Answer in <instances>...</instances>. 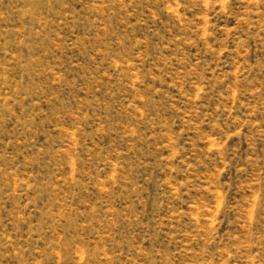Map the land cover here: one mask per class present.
<instances>
[{
  "label": "rangeland",
  "instance_id": "1",
  "mask_svg": "<svg viewBox=\"0 0 264 264\" xmlns=\"http://www.w3.org/2000/svg\"><path fill=\"white\" fill-rule=\"evenodd\" d=\"M0 264H264V0H0Z\"/></svg>",
  "mask_w": 264,
  "mask_h": 264
}]
</instances>
